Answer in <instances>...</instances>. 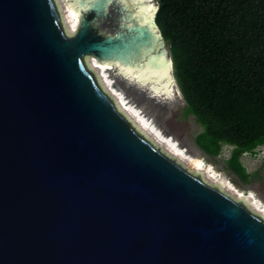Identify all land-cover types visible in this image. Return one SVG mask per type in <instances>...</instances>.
I'll use <instances>...</instances> for the list:
<instances>
[{"label":"water","instance_id":"1","mask_svg":"<svg viewBox=\"0 0 264 264\" xmlns=\"http://www.w3.org/2000/svg\"><path fill=\"white\" fill-rule=\"evenodd\" d=\"M159 5L0 0V264H264V215L146 133L92 68L171 93Z\"/></svg>","mask_w":264,"mask_h":264},{"label":"trees","instance_id":"2","mask_svg":"<svg viewBox=\"0 0 264 264\" xmlns=\"http://www.w3.org/2000/svg\"><path fill=\"white\" fill-rule=\"evenodd\" d=\"M156 21L177 84L203 130L196 145L209 157L232 146L227 169L248 183L242 162L264 146V0H158Z\"/></svg>","mask_w":264,"mask_h":264},{"label":"rangeland","instance_id":"3","mask_svg":"<svg viewBox=\"0 0 264 264\" xmlns=\"http://www.w3.org/2000/svg\"><path fill=\"white\" fill-rule=\"evenodd\" d=\"M109 69H106L105 75L112 83L113 89L121 94L123 101H126L151 124L155 133L172 141L191 158L204 159L214 171L223 175V179H229L239 189L249 194L253 193L264 202V176L245 183L227 169L226 159L230 156L232 146L224 145L221 154L211 158L196 145L195 137L203 130V127L193 115H184L186 102L175 80H173L174 87L171 93L154 97L151 91H147V94L143 92L145 87L140 88L132 80H127L116 74L115 70ZM241 160L248 173H255L264 165V146H260L254 155L244 154Z\"/></svg>","mask_w":264,"mask_h":264},{"label":"bare ground","instance_id":"4","mask_svg":"<svg viewBox=\"0 0 264 264\" xmlns=\"http://www.w3.org/2000/svg\"><path fill=\"white\" fill-rule=\"evenodd\" d=\"M91 62L92 68L97 72L104 89L114 97L123 112L127 113L128 115H132L135 120L137 119L139 121L142 127L146 130V133L149 132L151 136H156L157 140H159L158 142L161 143L163 147H167L170 152L174 153V155H177L179 158H181V161L184 165L188 166L194 171L202 172L207 181L220 185L222 189L233 195L235 198L245 199L246 201L249 200L247 203L251 205L255 211L264 215V202L257 198V196L253 195V193L249 194V192H244L243 190L239 189L229 179H223V175H220L219 172L214 171V169L209 164H207L204 159L191 158L187 152L179 148L172 141L155 133L151 127V124L146 121L141 116V114L132 108V106H130L126 101H123L124 98L121 96V94H119L117 90L113 89L112 83L108 80L107 75H105L106 69L110 68L112 70L113 67L101 64L95 59H91ZM127 80L130 79L127 78ZM136 85H138L140 88H147L146 85L143 86L142 83L140 84V82ZM151 93L154 95V97L159 95L153 91H151Z\"/></svg>","mask_w":264,"mask_h":264}]
</instances>
